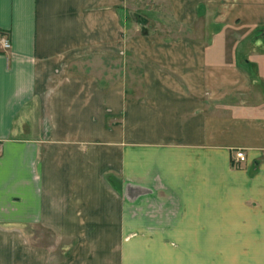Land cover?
Listing matches in <instances>:
<instances>
[{
	"label": "crops",
	"instance_id": "crops-1",
	"mask_svg": "<svg viewBox=\"0 0 264 264\" xmlns=\"http://www.w3.org/2000/svg\"><path fill=\"white\" fill-rule=\"evenodd\" d=\"M166 3L0 0V264H264V0Z\"/></svg>",
	"mask_w": 264,
	"mask_h": 264
},
{
	"label": "rangeland",
	"instance_id": "rangeland-1",
	"mask_svg": "<svg viewBox=\"0 0 264 264\" xmlns=\"http://www.w3.org/2000/svg\"><path fill=\"white\" fill-rule=\"evenodd\" d=\"M132 3L133 9L131 11V17L136 13L141 17L148 19V21H146L148 26L144 27L146 32L158 33L160 35H166L169 33L172 34V22L170 20V12L166 0H132ZM157 17H163L162 22H160V24L158 23L159 26H156ZM132 18L135 20L134 17ZM2 35L3 36H0V38L4 37L8 41L5 34ZM0 49L4 51L1 45ZM129 61L130 62L125 65L126 74H128L127 79L129 81V86H131L130 83L132 82V87L128 86V91L133 90L134 93H137L139 90L140 66L135 60L133 61V59H129ZM129 72L132 74L131 77H129Z\"/></svg>",
	"mask_w": 264,
	"mask_h": 264
},
{
	"label": "built area",
	"instance_id": "built-area-1",
	"mask_svg": "<svg viewBox=\"0 0 264 264\" xmlns=\"http://www.w3.org/2000/svg\"><path fill=\"white\" fill-rule=\"evenodd\" d=\"M0 45L4 51H7L10 48V44L4 37L0 38ZM245 162H246V156H245L244 151L235 150L231 157V165L233 167H240Z\"/></svg>",
	"mask_w": 264,
	"mask_h": 264
},
{
	"label": "water",
	"instance_id": "water-1",
	"mask_svg": "<svg viewBox=\"0 0 264 264\" xmlns=\"http://www.w3.org/2000/svg\"><path fill=\"white\" fill-rule=\"evenodd\" d=\"M137 21H138V23L140 24V25H145L147 22H146V19L145 18H143V17H141V16H138V18H137Z\"/></svg>",
	"mask_w": 264,
	"mask_h": 264
}]
</instances>
